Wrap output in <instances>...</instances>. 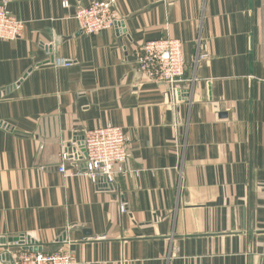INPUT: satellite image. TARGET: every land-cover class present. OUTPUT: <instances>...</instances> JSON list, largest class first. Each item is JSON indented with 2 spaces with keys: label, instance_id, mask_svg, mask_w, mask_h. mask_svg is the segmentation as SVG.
<instances>
[{
  "label": "crops",
  "instance_id": "1",
  "mask_svg": "<svg viewBox=\"0 0 264 264\" xmlns=\"http://www.w3.org/2000/svg\"><path fill=\"white\" fill-rule=\"evenodd\" d=\"M63 1L12 0L23 35L0 39V239H25L0 243V264L28 247L77 264H264L262 0H115L118 26L91 35L76 13L95 0ZM166 36L187 63L177 98L136 64ZM108 124L137 173L108 187L62 173L63 149Z\"/></svg>",
  "mask_w": 264,
  "mask_h": 264
},
{
  "label": "built area",
  "instance_id": "2",
  "mask_svg": "<svg viewBox=\"0 0 264 264\" xmlns=\"http://www.w3.org/2000/svg\"><path fill=\"white\" fill-rule=\"evenodd\" d=\"M12 0H0V39L14 41L23 35L24 21L10 10ZM65 7L70 1L64 0ZM76 19L80 30L95 34L118 26L119 12L115 0H95L77 8ZM57 66H70L63 58L53 59ZM136 64L149 80L166 83L171 89V98L182 93V83L186 81L187 63L183 54V41L171 36L147 40L139 46ZM130 139L120 126H106L88 129L83 139L73 141L62 151L60 171L67 173V165L72 164L75 173L87 175L95 183L107 187L115 183L117 175L137 173L126 165L131 157ZM126 203L121 210L126 211ZM19 243V242H18ZM13 264H77L71 250L47 252L41 249H22L13 255Z\"/></svg>",
  "mask_w": 264,
  "mask_h": 264
},
{
  "label": "water",
  "instance_id": "3",
  "mask_svg": "<svg viewBox=\"0 0 264 264\" xmlns=\"http://www.w3.org/2000/svg\"><path fill=\"white\" fill-rule=\"evenodd\" d=\"M0 125H3V124L0 123ZM8 240H9L10 242L15 241V242H19V243H21V244H24V243H25V239H24V238H20V237L9 238ZM8 240H7V239H0V243L5 244ZM28 242H29V243H31V242L34 243V241L31 240V239H29ZM31 249H32V247H31ZM33 249L37 250L38 247H36V248L33 247ZM3 259H4L5 261H10L12 264L14 263L13 258H12L9 254H5L4 257H3Z\"/></svg>",
  "mask_w": 264,
  "mask_h": 264
},
{
  "label": "rangeland",
  "instance_id": "4",
  "mask_svg": "<svg viewBox=\"0 0 264 264\" xmlns=\"http://www.w3.org/2000/svg\"><path fill=\"white\" fill-rule=\"evenodd\" d=\"M262 3H264V0H262ZM262 23H263L262 25L264 26V5L262 6Z\"/></svg>",
  "mask_w": 264,
  "mask_h": 264
}]
</instances>
